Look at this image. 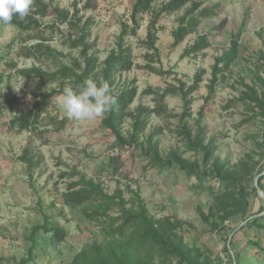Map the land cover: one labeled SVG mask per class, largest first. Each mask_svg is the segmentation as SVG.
<instances>
[{
    "label": "rangeland",
    "instance_id": "obj_1",
    "mask_svg": "<svg viewBox=\"0 0 264 264\" xmlns=\"http://www.w3.org/2000/svg\"><path fill=\"white\" fill-rule=\"evenodd\" d=\"M133 1L41 0L46 13L34 17L46 41L37 39L36 31L21 33L0 23V264H78L80 254L85 264L123 256L133 264H176L170 244L175 238L182 239L197 264H264V0L204 1L202 8L218 6L215 15L201 19L176 46L172 32L187 7L159 14L169 0H155L138 17L136 35L123 39L132 50L133 67L112 73L110 86L114 94L136 89L117 124L129 140L134 117L142 114L143 126L132 146L117 145L103 123L106 115L92 121L66 116L57 100L65 87L82 86L73 78L58 75L44 82L23 76L17 90L23 69L52 74L67 67L79 74L82 47L71 44L82 30L91 47L88 56L97 59L87 79L102 82L105 59L117 49L122 26L131 27ZM55 9L68 11L70 21L61 23ZM152 20L157 55L143 44ZM201 36L210 46L186 54ZM234 42L236 58L226 63L222 58ZM38 43L53 54L22 57L23 48ZM198 73L201 81L195 85ZM190 88L184 100L182 91ZM40 95H51L45 109L28 130L19 129L12 122L33 111ZM10 99L17 100L12 107L5 104ZM190 141H201L209 154L192 149ZM152 147L162 161L175 153L205 171L204 180L177 165L156 162ZM111 156L119 158L115 172L107 163ZM214 165L222 167L220 176ZM83 179L117 196L105 215L93 218L98 201L76 207L64 203L63 194ZM141 208L159 230L164 247L148 238L143 224L122 226L123 209ZM42 225L62 228L65 239L51 242L40 230L32 241V229Z\"/></svg>",
    "mask_w": 264,
    "mask_h": 264
},
{
    "label": "trees",
    "instance_id": "obj_2",
    "mask_svg": "<svg viewBox=\"0 0 264 264\" xmlns=\"http://www.w3.org/2000/svg\"><path fill=\"white\" fill-rule=\"evenodd\" d=\"M206 0H169L165 3L159 12L162 13H171L179 11L183 8L187 7V10L184 16L179 20L178 27L172 32L173 37V45L176 46L182 40L189 35L190 33L194 32L195 29L198 27L199 22L201 19H210L215 15V9L218 6H214V8H202L203 2ZM155 0H134L131 6V14H130V21L131 27L126 25L122 26V30L119 36V41L117 44V49L111 51L110 55L105 59V67L103 69V81H107L111 86V74L115 71H129L133 67V58H132V50L130 47L125 46L123 39L126 35L135 36L137 30L139 29V22L138 17L144 13H147L151 10L153 3ZM37 10L32 11L29 16H27L24 20H20L18 17H13L11 22L12 26H15L21 33H27L28 31H36L37 32V39L46 41L44 36L41 33V27L38 23V20L34 17V14L43 16L46 13L45 5L42 4L41 0H36ZM54 12L57 15V18L60 20L61 23H67L70 21L72 15L66 10H58L55 9ZM197 13L196 16H193ZM86 37V33L84 30L81 31L80 37L78 38L77 42H73L71 45L73 47L81 46V55L83 58V67L80 66V73L75 74L71 68L62 67L57 73L48 74L46 72L37 70V69H23L20 70L19 73L22 76L28 78H37L41 79L44 82L54 81L58 75H61L63 78H73L75 84L83 85L84 81L92 75L95 71L97 66V59L93 56H88V51L91 48L89 45L84 43V38ZM157 41V28H156V20H152L148 26L146 38L143 41L146 49L152 52V55L158 54V49L156 47ZM210 46V42L206 36H201L189 49L185 50V53H195L201 50H204ZM53 51L48 46H43L41 43L33 44L29 47L23 48L21 55L24 58H36L39 55H51ZM236 58V42L233 43L232 49L226 53L222 60L226 61V63L231 62ZM151 71L156 74H164L162 70H155L151 68ZM215 77V76H214ZM215 79V78H214ZM201 81V75L198 73L195 76V85ZM213 82V81H212ZM191 89L187 92L182 91V97L185 100L187 94L191 92ZM114 94V93H113ZM117 98V103L111 109L110 112L106 114V117L103 120L104 125L110 130L112 135L114 136L116 143L120 147L125 146H132L137 141V133L142 128L143 122L141 120L142 114L138 113L134 117V132L131 134L129 140L124 139L119 130H118V121H120L126 114V110L133 102L136 96V89L128 88L121 92L120 94H114ZM51 95H40V97L35 104L33 111L27 112L21 116H18L12 123L17 124L19 129L21 130H28L29 127L37 120L38 116L41 112L45 109L46 103ZM163 97V96H161ZM17 100L10 99L5 101V104L9 107H12ZM188 105V102H185ZM187 136V140H190L189 133H185ZM191 142V141H190ZM192 144V145H191ZM190 147L192 149L200 148L204 150V152L208 155L209 151L208 148L202 146L201 141H196L195 143H190ZM152 154V159L156 162L160 163L161 165L170 166V165H177L183 171H186L189 175H194L198 178L201 182L205 178V171H199L195 166L188 163L184 159H182L179 155L175 153H171L169 157L162 161L158 156L157 150L155 147L149 149ZM108 166L113 169L115 172L116 169L119 168V158L116 156H111L107 160ZM213 171L216 175L220 176L223 172L222 167L218 165L213 166ZM222 180L224 182H232V178L229 176H222ZM225 187L227 186L226 183L223 184ZM261 188V185H259ZM117 196H108L103 193L101 187L98 184H95L92 180H81V182H77L73 184L66 193L63 194V201L68 206H82L87 202L90 201H98L100 204L97 208L93 209L92 213L94 215L93 218L105 215L107 211L110 210L111 206L114 204V199ZM122 226H133L139 223L143 224L144 231L148 238L158 244L159 246L164 247V243L162 242L163 238L159 230L154 228L153 223L148 219L147 215L145 214L144 208H141V211L132 212L130 210H122ZM255 220H252L254 222ZM264 230V226H261ZM43 230L45 233L49 234L50 236L48 239L51 242H62L65 237V231L57 226H52L47 228V226H35L30 235V239L33 241L37 233ZM171 253L177 259L176 264H197L196 261L189 257L186 252V248L183 246V242L181 238H175L171 243ZM255 248L261 249L257 242H252ZM263 249V248H262ZM82 254L78 255V264H85L81 259ZM95 264H133L131 260L123 256L117 261L114 262H106L101 260L100 258L96 259Z\"/></svg>",
    "mask_w": 264,
    "mask_h": 264
},
{
    "label": "clouds",
    "instance_id": "obj_3",
    "mask_svg": "<svg viewBox=\"0 0 264 264\" xmlns=\"http://www.w3.org/2000/svg\"><path fill=\"white\" fill-rule=\"evenodd\" d=\"M35 0H0V23L11 25L13 17L24 20L31 14ZM24 83L20 76L17 90ZM66 116L76 121H92L104 117L117 103L109 83L105 80L99 84L89 78L78 89L65 87L57 100Z\"/></svg>",
    "mask_w": 264,
    "mask_h": 264
}]
</instances>
